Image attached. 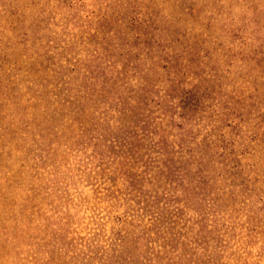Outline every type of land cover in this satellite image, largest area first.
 Instances as JSON below:
<instances>
[{"label":"rangeland","instance_id":"1","mask_svg":"<svg viewBox=\"0 0 264 264\" xmlns=\"http://www.w3.org/2000/svg\"><path fill=\"white\" fill-rule=\"evenodd\" d=\"M0 264H264V0H0Z\"/></svg>","mask_w":264,"mask_h":264},{"label":"trees","instance_id":"2","mask_svg":"<svg viewBox=\"0 0 264 264\" xmlns=\"http://www.w3.org/2000/svg\"><path fill=\"white\" fill-rule=\"evenodd\" d=\"M139 97H141V96H139ZM142 106H143V108L145 109V106H146V105L144 106V104H142Z\"/></svg>","mask_w":264,"mask_h":264}]
</instances>
